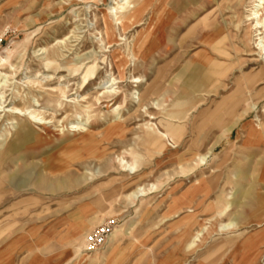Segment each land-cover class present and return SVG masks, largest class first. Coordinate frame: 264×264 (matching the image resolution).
I'll list each match as a JSON object with an SVG mask.
<instances>
[{
	"label": "rangeland",
	"instance_id": "obj_1",
	"mask_svg": "<svg viewBox=\"0 0 264 264\" xmlns=\"http://www.w3.org/2000/svg\"><path fill=\"white\" fill-rule=\"evenodd\" d=\"M143 1L109 43L122 0H0V139L14 132L2 109L44 118L20 117L42 144L2 166L0 264H264L258 0Z\"/></svg>",
	"mask_w": 264,
	"mask_h": 264
},
{
	"label": "bare ground",
	"instance_id": "obj_2",
	"mask_svg": "<svg viewBox=\"0 0 264 264\" xmlns=\"http://www.w3.org/2000/svg\"><path fill=\"white\" fill-rule=\"evenodd\" d=\"M122 1L123 2L120 4L116 2L115 6L112 7V11H109L106 14H104V21L103 22H105V26H106L105 32H106L107 39H108L109 43L114 41V33H115V29H116L115 26L120 25V27L125 28L126 25L131 24L130 19L133 16H135L137 14V12L139 11V9L137 10L136 7H138L141 0H122ZM143 2H144V4L146 2L148 3L147 0L143 1ZM262 4H264V0H258L257 3H255L253 5L252 9L250 10V14H249V19L253 21L254 29L256 31H258V34H261V29L264 30V25H263L261 17H260V15H261L260 8L262 7ZM258 43H260V42H258ZM259 49H260L261 54L264 55V44H259ZM57 60H58V57H57ZM52 62H53L52 59L46 58L45 67L51 68ZM81 65H82V63L79 62V65L77 68L79 69L81 67ZM123 66H124V62L122 60H121V62L118 61V68H119L120 73H122V70H123L122 67ZM11 67H13V66H11ZM78 69H76V70H78ZM95 69H96V65L93 63L92 69H90V71L87 73L85 72L83 77L86 78V77L92 76L96 72ZM111 81H114V79H112ZM140 82L141 81L139 80V78H136V77H133V79L131 80V83H133V84L134 83L139 84ZM0 86H2V84ZM111 86H113V83H111L107 88H110ZM113 91L115 92V90L101 91L100 95L102 96L103 94H112ZM0 92H2V91L0 90ZM5 94H6V92H5ZM106 97H107V95H106ZM1 98L2 97H0V101L2 100ZM135 99L139 100V97L136 96ZM0 105H2L1 102H0ZM0 109H1V106H0ZM35 110L29 111V109H27V108L22 109V108H17V107H13V106L9 107V109H7V110L2 109V112H4V116H7L6 121H11L10 122V124L12 125L11 128H14V132H13V134H10V130H5V134L2 135L3 138L1 136L2 139H0V174L4 173V172H2V166L5 165L6 161H8L9 159H13L14 157H16L17 153H19V151L21 150V147L27 146L32 141L35 142L33 144V146L42 144V140L39 138H35L33 136V134L31 133L28 122L22 121L20 118L21 116H28L27 120H29V121L30 120H33L34 122L43 121L44 118L42 116H40V114L36 113ZM0 113H1V111H0ZM169 128H171V126H169ZM70 129L79 130L80 127H78L77 125H72ZM256 129L257 130L252 131V137L253 136L258 137V138L263 137L264 129H262L260 127V124L256 125ZM9 135L11 136V138L9 140H7V137ZM161 135L164 136V134H161ZM119 163L122 164V167L125 169V171L131 172V173L134 172V169H135L134 165L128 164L127 162L123 161V159H121V158L119 159ZM2 181H4V180L3 179L1 180V178H0V186H1ZM143 193H144V191H143L142 187H137L136 191L134 193H132V197L135 198V197H137ZM190 218H191V216H190ZM234 228H236V223L234 222V220L228 221L226 224L219 226L220 231H226V230L234 229ZM208 233L209 232L207 231L206 227L201 228L195 235H193L191 237L190 241L186 244L187 247L193 246L195 244V241L200 240V236H203L204 234L207 235ZM112 236H114V234Z\"/></svg>",
	"mask_w": 264,
	"mask_h": 264
},
{
	"label": "built area",
	"instance_id": "obj_3",
	"mask_svg": "<svg viewBox=\"0 0 264 264\" xmlns=\"http://www.w3.org/2000/svg\"><path fill=\"white\" fill-rule=\"evenodd\" d=\"M109 226L104 224L96 227L91 232H89L84 238V246L87 251H97L101 249L108 238Z\"/></svg>",
	"mask_w": 264,
	"mask_h": 264
}]
</instances>
